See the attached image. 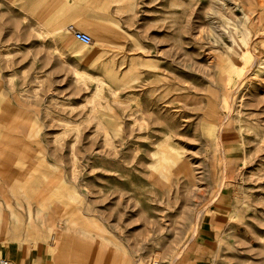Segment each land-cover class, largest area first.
<instances>
[{
	"label": "rangeland",
	"instance_id": "obj_1",
	"mask_svg": "<svg viewBox=\"0 0 264 264\" xmlns=\"http://www.w3.org/2000/svg\"><path fill=\"white\" fill-rule=\"evenodd\" d=\"M115 1L0 0V138L32 133L0 186V245L55 264H264V0ZM74 71L106 81L116 131ZM164 138L195 184L175 166L154 184Z\"/></svg>",
	"mask_w": 264,
	"mask_h": 264
},
{
	"label": "bare ground",
	"instance_id": "obj_2",
	"mask_svg": "<svg viewBox=\"0 0 264 264\" xmlns=\"http://www.w3.org/2000/svg\"><path fill=\"white\" fill-rule=\"evenodd\" d=\"M95 29H96V27L93 25L92 30H90V32H91L89 34L90 36H92V32ZM101 30H102V28H101ZM101 30L99 28V31H101ZM79 44H81V43H79ZM89 44H91V43H89ZM81 45H83V44H81ZM83 46H86V45H83ZM87 46H89V45H87ZM133 70H135V66H131L129 68L128 72H126L124 74V77H126V78L133 77V72H134ZM106 72L107 73L108 72L113 73V71H110V69H108L107 67L105 68V70H103V74L105 75ZM73 77H74V82L78 83V84H81V85H85L86 82H90V81L94 82V85H95V88H96L95 92L90 96V98L88 99V102H87L88 104L91 105L92 116H93V118L95 120H97L98 124L100 125V127H102V129L104 130L105 133H106V130L108 128L113 129L112 127H115L114 125H112L111 127H107V123H105L102 120L101 116L98 115L99 107H100L98 99L100 98V95H101V89L106 85V81L103 79V77L101 76V78L96 79V78H93L90 75H86L85 73H82V72H79V71H74ZM122 82L123 81H121V80L115 79V82H113V84H115V87H112V86L110 87L109 86L110 89H111V92H112V97L115 100H119L117 92L120 89L119 86H121ZM12 112H13L12 108H9V107L6 108L4 110V112L0 115V119L7 120L6 118ZM14 113L16 114V112H14ZM11 116H12V114H11ZM57 119H58L57 121H61V122L64 123V127L63 128H65L67 131H71V130L75 129V127H76V124L74 125L73 123L63 121L62 119H59V118H57ZM61 125H63V124H61ZM202 126H204V125H202ZM113 131H116V130L113 129ZM26 135L27 134H25V136ZM28 136L32 137V133H31V135H28ZM29 137H16L15 138V137L11 136L10 137L11 139L8 138V137H5V139L0 138V170H1L0 171V186H2L3 188L10 187L11 183L18 179L20 172L18 173L17 170H14L13 168L11 169L8 166H10L11 160L14 159L13 158V156H14L13 152H27V151H31L30 148H28V145H27V138L29 139ZM211 139H212V136H211ZM31 141H35V140H31ZM104 142H105V144H107V143L109 144L110 143L109 138L106 137ZM29 144L33 145V148L35 146L34 150H37L36 146H38V143L37 144L36 143L32 144V142L29 141ZM152 156L154 158V161L151 162L149 164V166H150L151 172H156L155 181H154L155 183L154 184L160 183V184L164 185L165 183L163 184L162 181H163V179H166V173H169V172L172 171V167L173 166H175V169H176L175 173L181 174L183 177L180 176V178H184L185 182H187V184H193L194 183V178H195L194 175H195V173L193 174V169L184 160L183 151L180 150L176 145L171 143L169 141V138H164L163 140H161L157 144L155 152L153 153ZM173 175H175V174H173ZM55 178H57V177H55Z\"/></svg>",
	"mask_w": 264,
	"mask_h": 264
},
{
	"label": "crops",
	"instance_id": "obj_3",
	"mask_svg": "<svg viewBox=\"0 0 264 264\" xmlns=\"http://www.w3.org/2000/svg\"><path fill=\"white\" fill-rule=\"evenodd\" d=\"M114 4L119 5L122 3L121 0H117L115 2H113ZM64 14V12H59L56 13V15H52L51 16V20L47 21L44 23V25L46 27H52V26H56V25H62L61 22L59 21H55V19L59 16H62ZM88 23H96L93 21H81L80 24H88ZM0 254L2 256L5 257H10V259H8L12 264H55V258H52L51 256H46L49 260L46 259L45 255L41 252V251H36L34 250V252H27L25 253L23 250L22 252L17 250V249H13L10 248V246L8 245H0ZM64 258L65 261L70 260L71 258V253L67 252V250L62 253V255H60L58 258Z\"/></svg>",
	"mask_w": 264,
	"mask_h": 264
},
{
	"label": "built area",
	"instance_id": "obj_4",
	"mask_svg": "<svg viewBox=\"0 0 264 264\" xmlns=\"http://www.w3.org/2000/svg\"><path fill=\"white\" fill-rule=\"evenodd\" d=\"M69 33L71 35V38L83 45H89V43H91V38L89 35L75 30L73 27L70 26L69 28ZM0 264H12L9 260L5 259V258H0Z\"/></svg>",
	"mask_w": 264,
	"mask_h": 264
}]
</instances>
